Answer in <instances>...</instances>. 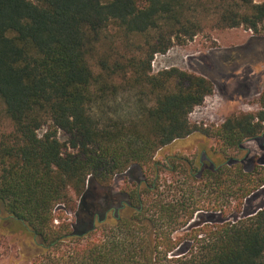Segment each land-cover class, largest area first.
<instances>
[{
	"label": "trees",
	"instance_id": "1",
	"mask_svg": "<svg viewBox=\"0 0 264 264\" xmlns=\"http://www.w3.org/2000/svg\"><path fill=\"white\" fill-rule=\"evenodd\" d=\"M212 21L261 34L264 1L0 0V221L25 236L28 264H264V208L193 223L206 198L239 210L264 187L261 164L229 156L196 175L174 157L184 179L162 185L153 160L193 133L216 136L226 154L264 131V86L257 112L209 128L190 114L214 92L210 78L153 73L157 53ZM133 166L152 167L155 181L137 182L120 216L108 215L118 199L101 207L88 182L106 187ZM68 211L76 224L55 222Z\"/></svg>",
	"mask_w": 264,
	"mask_h": 264
},
{
	"label": "rangeland",
	"instance_id": "2",
	"mask_svg": "<svg viewBox=\"0 0 264 264\" xmlns=\"http://www.w3.org/2000/svg\"><path fill=\"white\" fill-rule=\"evenodd\" d=\"M252 35L253 31L244 26L224 28L218 27L216 22L212 21L207 23L203 31L187 43H175L167 52L155 55L153 73L162 69L177 67L205 75L213 81L214 92L190 114L192 123L211 128L221 124L230 116L258 111V99L264 84V73L261 81H257L253 77L259 72H264V61L259 62L254 68V74H249V68L253 66L255 59L243 57L237 60L236 58L235 60L241 63L242 68H239L241 77L237 80L228 81L232 72L231 67L237 64V61L228 62L226 60L228 51L232 47L246 45ZM257 35L264 38V28L262 33ZM261 56L264 59V53ZM44 132L45 128L39 130L40 135ZM58 137L62 141L67 139V135L62 130L58 131ZM218 149L219 139L216 136H208L200 132L165 146L155 154L153 159L161 165L159 169L160 183L168 185L177 177L184 179L185 173H180V170L170 171L173 163L182 164L184 162L174 157L186 158L192 162L191 167L195 169L196 175H199L203 169L201 162H204V167H215L218 162L229 156L233 157V160L241 161L247 169H251L257 163L264 167V135L247 139L240 148L229 150L226 154L217 152ZM155 177L156 173L152 167L133 166L123 173L115 174L110 185L106 187L88 182L87 190L92 197L99 199L101 207L109 205L110 199H118V202L114 204L117 212H113V207L108 210V215L114 214L118 217V215L120 216V208L117 204H120V200L126 202L127 198L124 195L128 197V193L137 182L140 184L145 182L150 185L155 181ZM144 198L146 200L147 195ZM201 204L203 210L196 215L193 223L235 221L264 208V187H260L259 190L249 196L239 210L233 203L232 207L226 205L223 212L214 211L215 205L209 198L203 200ZM6 215L7 212L0 209V219ZM60 216L61 218L58 217L59 220L57 219L56 223L68 221L76 224L78 222L77 217L70 211L61 213ZM74 229L77 230L78 228L75 226ZM24 242L25 236L23 234L11 233L3 227L0 221V264H28L29 261L21 254Z\"/></svg>",
	"mask_w": 264,
	"mask_h": 264
},
{
	"label": "flooded vegetation",
	"instance_id": "3",
	"mask_svg": "<svg viewBox=\"0 0 264 264\" xmlns=\"http://www.w3.org/2000/svg\"><path fill=\"white\" fill-rule=\"evenodd\" d=\"M228 52H229L228 56L226 57V60L228 62L231 61V60L232 61H237V60H239V58H243V57H248V58L255 59L254 63H253V66H251L249 68V74H254L255 73V69L254 68L259 64V62H263L264 61V59L261 56V54L264 53V38L258 36L255 33H253L252 37L249 39V41L246 43V45L234 46ZM236 58H237V60H235ZM239 68L240 69L242 68L241 67V63L239 61H237V64H235L234 66L231 67V71L232 72L230 73V75L228 77V81L237 80V79H239L241 77L240 76L241 70ZM263 73L264 72H259V74L254 76L253 78H256L257 81H261ZM263 86H264V84H263ZM226 87H228V86H226ZM263 135H264V131L259 136H263ZM201 164H202V167L204 168V162H201ZM144 181H145V179H144ZM141 184H142V182H141ZM124 196L126 198H128L127 195H124ZM125 203H126L125 200H120V205L122 207L125 205ZM113 209H114L113 212L116 213L117 209L115 207H113ZM99 216L100 215H98V217Z\"/></svg>",
	"mask_w": 264,
	"mask_h": 264
},
{
	"label": "water",
	"instance_id": "4",
	"mask_svg": "<svg viewBox=\"0 0 264 264\" xmlns=\"http://www.w3.org/2000/svg\"><path fill=\"white\" fill-rule=\"evenodd\" d=\"M118 217H119V215H118ZM99 221H104V219H99ZM95 226H96V222L95 221H93V223H92V226L85 232V233H87V232H89L90 230H92V229H94L95 228Z\"/></svg>",
	"mask_w": 264,
	"mask_h": 264
},
{
	"label": "crops",
	"instance_id": "5",
	"mask_svg": "<svg viewBox=\"0 0 264 264\" xmlns=\"http://www.w3.org/2000/svg\"><path fill=\"white\" fill-rule=\"evenodd\" d=\"M264 0H255L256 3H261L263 2Z\"/></svg>",
	"mask_w": 264,
	"mask_h": 264
},
{
	"label": "built area",
	"instance_id": "6",
	"mask_svg": "<svg viewBox=\"0 0 264 264\" xmlns=\"http://www.w3.org/2000/svg\"><path fill=\"white\" fill-rule=\"evenodd\" d=\"M200 106V105H199ZM198 107V106H197Z\"/></svg>",
	"mask_w": 264,
	"mask_h": 264
}]
</instances>
